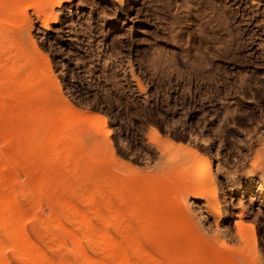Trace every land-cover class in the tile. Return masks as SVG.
Listing matches in <instances>:
<instances>
[{
  "label": "rangeland",
  "instance_id": "1",
  "mask_svg": "<svg viewBox=\"0 0 264 264\" xmlns=\"http://www.w3.org/2000/svg\"><path fill=\"white\" fill-rule=\"evenodd\" d=\"M6 1L2 77L16 69L35 105L68 128L66 117L74 121L65 160L40 152L31 163L4 144L5 124L22 119L0 117V202L39 251L36 263L116 264L115 248L99 243L105 225L121 239L115 211L128 210L116 191L153 184L180 245L154 242L138 264H264V0H70L53 6L48 28ZM202 158L212 181L199 190L183 167ZM237 222L252 225L243 238ZM6 233L0 220L1 264H36Z\"/></svg>",
  "mask_w": 264,
  "mask_h": 264
},
{
  "label": "bare ground",
  "instance_id": "2",
  "mask_svg": "<svg viewBox=\"0 0 264 264\" xmlns=\"http://www.w3.org/2000/svg\"><path fill=\"white\" fill-rule=\"evenodd\" d=\"M65 1H70V0H17V3L26 5L24 11H26L27 8H32L33 10H35L38 20H40L43 23V25L46 28H48L50 26V23H55L58 20V16L55 15L54 12L55 10L53 6L56 5L57 7H60V5H62V3H64ZM11 2L13 3L14 0ZM9 4L10 3H8V1L6 0H0V10L1 9L5 10V6H9ZM9 83H14L15 86L17 85L15 87V90L11 91L12 93L7 91V85ZM30 86L31 84L28 81L21 80L16 69H14V73L11 74V77H9L8 79L3 78L2 73L0 72V117L8 118L13 116L15 119H22L23 121V123L19 127L18 125L9 126V123L5 124L4 126L5 128H3L2 130L6 136L4 137L5 139L3 138L4 144L8 148L12 147L14 151L17 152L18 154L21 153L22 157L25 159H29L31 163H33V161L35 160L33 155H36L37 153L40 152L48 154L50 160H55V161L62 159L65 160L67 158V155L69 154L68 150L73 145V140L70 138V133L72 132L71 127H73L72 122L74 121L71 120L68 121L69 116L66 117L69 125L68 128L67 125L60 124L61 122L59 121L61 120L59 117L57 118L56 110H52L48 106V104L45 103L43 105L42 104L35 105L33 102L34 101L33 98L37 95V93L35 91H32L31 89H28ZM7 93H10L11 94L10 96H12L14 100L17 102L14 111H12V114L7 113L5 110L6 98L8 97ZM72 112L73 111L71 110V112L69 113ZM72 115L70 114L71 117H73ZM208 164H209L208 160L202 158L199 162H195L190 166L184 165L183 167V170L187 174H190V172L195 170L194 174L192 175V182L193 185L195 184L199 188V190H203L205 187H207L206 185L208 184L209 180L212 181V179L208 176V172H209ZM116 178L118 180L117 176ZM111 184L115 186L116 183L115 181H112ZM103 186L105 190L110 186V183L106 181V183ZM89 196H91V193ZM198 196L199 194L196 195V198ZM115 197L119 199L120 202L121 199H123L124 205L128 210L126 211L125 209V211H121L118 208L115 211L116 215H119L120 213V216H122L121 218L122 220L115 225V231L117 234H119L121 239L120 240H116L115 238L111 239L110 233L108 232V228H107L108 225H105L104 230L99 238L100 239L99 243L102 247V250L107 253L110 249H112V247L115 248V252H112V254L116 258V264H125L124 263L125 257H123L124 253L122 251L126 247L128 248L127 250L129 251L127 257L130 260V262H128V264H138V260L141 259L142 257H145V259L146 257L150 258L149 245L154 242H162V241L165 242V240L168 239L171 241L172 245L175 246L180 245V241L177 238L178 233L175 231L176 226L170 219L163 218L165 205L164 203L160 202V199L162 198V194L159 187L153 184L140 185L139 187L130 186L127 189L126 188L118 189L116 191ZM3 200L4 202L2 203L0 202V220L2 226L6 228V230H8L9 232L8 234L6 233L7 236L9 234L12 236V241L10 242V244L12 243L13 245L14 243L13 246H16V249H18L17 252L23 253V254L19 253V255L28 254L27 255L28 258L31 256V259L35 263L40 261L41 256L39 254V251H36L37 249L35 250L34 247H33L34 249L33 248L32 249L33 251H35V253H33L32 249L29 250L28 247L30 248L32 247V245L28 246L29 244H31V242H29L30 239L27 240V235L24 232L25 230L22 232L23 227L19 226L20 224L17 222L18 218L8 211L7 203L5 202V199ZM126 204L128 206H126ZM66 205H68V203ZM142 213H144L145 215V218L143 220H141ZM133 218L135 224L131 222ZM219 223H220L219 220H215V225L217 229ZM9 238L11 239V237ZM75 240L74 242L72 241L73 246H75L74 249L76 250L77 254L81 255L79 256L80 259L81 258L84 259V257H82V254L84 256V253L82 252V246L80 250V242H75ZM83 244L85 243L83 242ZM163 249L164 248H162V253H164ZM165 251H167V249ZM36 252L38 253L36 254ZM1 253L3 254V252ZM175 255L179 256V254H175ZM3 256L4 254L0 259L5 261L3 259L4 258ZM27 256H23V257L27 258ZM199 258L202 257H200L197 253H193L192 255H190L189 260H197ZM201 261L203 262L206 261L205 257L204 260ZM100 262L101 261H99V263ZM4 264L6 263L4 262ZM36 264H40V263H36ZM101 264H109V263L103 261Z\"/></svg>",
  "mask_w": 264,
  "mask_h": 264
},
{
  "label": "snow or ice",
  "instance_id": "3",
  "mask_svg": "<svg viewBox=\"0 0 264 264\" xmlns=\"http://www.w3.org/2000/svg\"><path fill=\"white\" fill-rule=\"evenodd\" d=\"M236 227H237V229H238V234L241 235V238H243V231H242V230H243L244 228H249V229H251V228H252V225H251V224H247V225H245V224H242V223H240V222H237Z\"/></svg>",
  "mask_w": 264,
  "mask_h": 264
}]
</instances>
